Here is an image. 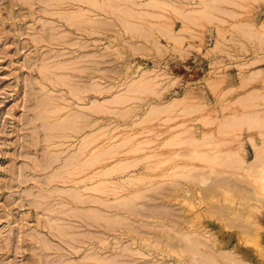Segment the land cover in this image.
<instances>
[{"label":"rangeland","instance_id":"1","mask_svg":"<svg viewBox=\"0 0 264 264\" xmlns=\"http://www.w3.org/2000/svg\"><path fill=\"white\" fill-rule=\"evenodd\" d=\"M146 1L0 0V264H264V0Z\"/></svg>","mask_w":264,"mask_h":264},{"label":"bare ground","instance_id":"2","mask_svg":"<svg viewBox=\"0 0 264 264\" xmlns=\"http://www.w3.org/2000/svg\"><path fill=\"white\" fill-rule=\"evenodd\" d=\"M84 3H87V2H90V3H92V4H100V5H104V6H107L106 4V2L105 3H100L99 2V0H82ZM146 2H148V3H150V2H153V3H158V2H160V0H147ZM114 6V8L115 9H117V8H119V6L117 5V6H115V4L114 5H112V7ZM113 8V9H114ZM193 9H194V7H193ZM192 8L190 9V11H192L193 10ZM78 10V9H77ZM197 10V9H196ZM196 10H194V12L196 11ZM135 29V28H134ZM169 32H171V31H169ZM151 70V69H150ZM149 72V71H148ZM148 72L146 71V70H143V71H141V74H139L137 77H131V78H129L127 81H125L124 82V84H125V88L126 89H133V88H135V87H140L141 85L143 86L145 83H146V81H147V79L145 78L146 77V74H148ZM144 78H145V80H144ZM148 82V81H147ZM149 83H150V81H149ZM147 84V83H146ZM137 88H136V90H137ZM140 88H142V87H140ZM143 88H145V87H143ZM139 89V88H138ZM129 90V91H130ZM134 91H136L135 89H133ZM133 90H131V91H133ZM133 91V92H134ZM175 99V98H174ZM47 100H49V99H47ZM247 100H248V98H247ZM175 101H176V99H175ZM248 103V102H247ZM250 104V103H249ZM252 104V103H251ZM250 104V105H251ZM249 105V106H250ZM103 108V107H102ZM149 108L151 109V110H149L150 111V113L152 112V110H154V111H156L157 112V110H161L162 109V111H163V109H165V108H163V107H158V106H155V105H153V106H151V104L149 105ZM153 108V109H152ZM43 108H41L40 109V112H39V114H40V116L43 118H45L46 119V117H48V120L50 119V117H52V116H55L56 117V115H57V113H58V111L59 110H61V108H59V107H55V108H49V109H47V110H42ZM44 109H46V108H44ZM155 112V113H156ZM154 113V112H153ZM153 113H151V114H153ZM254 113V115H252V113H251V116L254 118V117H256L255 116V112H253ZM249 114V119L251 118L250 117V113H248ZM246 115V117H244ZM245 115H243V119L244 118H246V120H247V114H245ZM256 115H257V112H256ZM62 117H60V119H58V121L61 123H63V122H65L66 121V118H69L71 115L70 114H64V117H65V119L63 118V115H61ZM241 116H242V114H241ZM226 117V116H225ZM224 117V118H225ZM227 117H229V118H227ZM226 118L228 119V120H230L231 118H230V116H227ZM43 118V119H44ZM62 118V119H61ZM226 118L225 119H222V120H224L223 122H220L221 124L223 123V125H224V127H220V126H223V125H221V124H219V127L220 128H225V130H227L228 128H229V126L231 127L232 125V123L233 124H235L237 121L236 120H238V118L235 120V119H233V117H232V122H227L228 120H226ZM240 118V117H239ZM242 118H240L241 120H242V122H243V119ZM253 118H251L252 120H253ZM257 118H255V120H256ZM258 119H260V118H258ZM65 120V121H64ZM70 119H67V121H69ZM226 120V121H225ZM235 120V121H234ZM252 120L250 121V120H248V121H250V122H248V121H245L244 123H248V125L249 126H251L250 125V123L252 122ZM46 121V120H45ZM55 122L57 121V119L56 120H54ZM58 121L55 123L54 122V124H53V122H51L52 123V125H51V129L53 130V129H57V131H58V129H60V126H59V123H58ZM66 121V122H67ZM71 121V120H70ZM240 121V120H239ZM238 121V122H239ZM47 122V121H46ZM227 123V126H225L226 125V123ZM237 122V123H238ZM260 122V121H259ZM49 123V122H48ZM228 123L230 124V125H228ZM246 123V124H247ZM72 124V123H71ZM240 124H241V122H240ZM240 124H238V129L240 128L239 126H240ZM257 124V123H256ZM74 127H77L78 128V130L81 128V126L80 125H74V124H72ZM237 125V124H236ZM235 125V126H236ZM242 125V124H241ZM254 125V127H255V124H253ZM248 126V127H249ZM234 129H235V127L234 126H232ZM231 127V128H232ZM236 127V128H237ZM252 127V126H251ZM250 127V128H251ZM231 128L230 129H228V131L230 130L231 131ZM253 128V127H252ZM238 129H236V130H238ZM225 130H221V131H225ZM219 131V132H218ZM217 132H218V134H219V137H221V132H220V130H218ZM233 131V130H232ZM226 132V131H225ZM263 134V133H262ZM54 134H52L51 133V136H53ZM216 135V134H215ZM222 136H224L223 134H222ZM237 136V135H236ZM216 137V136H215ZM86 139V142L89 140V139H91V138H88V137H83L82 138V147H81V149L83 148V147H85V143H84V140ZM223 142V141H222ZM225 143H227L226 141H225ZM253 144V143H252ZM264 144V143H263ZM254 145H252V147H253ZM258 148V147H257ZM260 148H262L261 146H260ZM264 148V147H263ZM262 148V149H263ZM240 149V148H239ZM262 149H260V150H262ZM257 150V149H256ZM255 152V151H254ZM234 154L236 153V152H233ZM233 153L232 152H229L227 155L229 156V154H230V156H233ZM255 153H258V154H256V156L257 155H260L261 153H260V151H259V148H258V152L256 151ZM255 153L253 154V155H255ZM94 154V152H90L89 153V158H88V156L84 159V163L86 164V163H88V164H90L91 162H92V165H95L94 167L93 166H90V167H92V169L90 170V174H88L85 178H83V179H81L80 181H85V180H90V181H92V183H96L95 185H92V190H96V191H102L101 189L103 188V185H104V182L103 181H100V176H104V175H107L108 173H109V171L112 169V166H108V167H106V168H103V169H100V168H98L97 166V164L99 163V160H98V157H97V155H93ZM232 154V155H231ZM236 155V157H234ZM233 157V159L235 160V162H236V164L238 165V163L237 162H239V161H241L240 159H239V161L237 160L236 161V158H237V153L235 154ZM219 156V155H218ZM221 156V155H220ZM219 156V157H220ZM224 155H222V157H223ZM217 157V156H216ZM218 157V158H219ZM258 157H262V156H257V158ZM254 158V160H255V156L253 157ZM211 159V158H210ZM214 159V158H213ZM232 159V158H231ZM227 162L228 163H230L229 161H230V159H228L227 158ZM234 160H231L233 163H231V164H235V162H234ZM253 160V161H254ZM262 159H259L258 158V161H261ZM264 160V159H263ZM212 161V160H211ZM225 161V160H224ZM258 161H257V163H258ZM263 162V161H262ZM240 164H242L241 162H239ZM254 163L256 164V166H257V163L254 161ZM239 164V165H240ZM250 164H252V163H248V165H249V167H251V165ZM254 164V165H255ZM253 165V164H252ZM259 165V164H258ZM247 166V165H246ZM254 167V166H253ZM252 167V168H253ZM251 168V169H252ZM82 169H85V167H82ZM249 169V168H248ZM250 170V169H249ZM255 173H256V171H257V173H258V170H253ZM257 173H256V175H257ZM130 179H132L131 177H130ZM263 179V181H264V178H262ZM238 182V181H237ZM236 182V185L240 188V186L238 185V183ZM243 187V186H242ZM238 188V189H239ZM85 189H90V187H86ZM242 189V188H241ZM249 189V188H248ZM248 191V190H247ZM249 194V193H248ZM97 201H99V200H97ZM211 206V205H210ZM254 206V205H253ZM219 207V206H218ZM221 207H225V206H221ZM211 208V207H210ZM210 208L208 207V211H210ZM212 208H214V207H212ZM211 208V209H212ZM216 208V207H215ZM214 208V209H215ZM220 208V207H219ZM217 209V210H216ZM215 210L216 211H220L218 208H216ZM225 209L226 208H223V210L225 211ZM203 211H205V210H203ZM226 211H228V210H226ZM224 212L225 213V215H230V214H228L227 212ZM205 212H207V211H205ZM221 212H222V209H221ZM208 213H212L211 211L210 212H208ZM216 213H218L219 215L220 214H223V213H220V212H216ZM215 213V214H216ZM207 214V213H206ZM214 214V211H213V213L211 214V215H213ZM217 214V215H218ZM223 217H224V214H223ZM228 217V216H227ZM113 220H118L117 218H116V215L113 217ZM222 220H223V218H222ZM227 221V220H226ZM255 224V223H254ZM256 225V226H255ZM254 226L256 227V229H255V233H254V235H253V237L252 238H248V240H247V238H244L243 240H247L248 242L250 241L251 243H252V245H253V247H252V249H254L255 250V253L256 252H259V249L258 248H260V247H258V237H259V233H258V231L257 230H259L258 228H261L260 226H259V224H255ZM198 230V229H197ZM197 230L196 229H194L193 230V233L196 235V233H197ZM263 230V229H262ZM199 231V230H198ZM190 232V234H191V231H189ZM200 232V231H199ZM203 233L204 232H202V235H203ZM200 234V233H199ZM240 236H243V235H240ZM203 237H204V235H203ZM205 238H207V237H205ZM210 238V237H209ZM238 238H239V236H238ZM241 239H242V237H241ZM240 239V240H241ZM239 239H238V241H240ZM246 240H245V242H246ZM202 241V240H201ZM199 242H200V239H199ZM245 242L243 241V244L245 245ZM249 242V243H250ZM203 243V241L201 242V243H199L200 245H203L202 244ZM227 243H228V241H227ZM247 243V242H246ZM249 243H247L248 244V246H249ZM209 244V243H208ZM205 245V247H208V250H209V246H207L206 245V243L204 244ZM251 245V246H252ZM219 246V245H218ZM210 247L212 248V250L211 251H215V252H218V253H220V252H224V253H226L227 254V252L229 253L230 251H226V248H224V247H221V246H219L220 247V249H218L217 247H215V245H213V246H211L210 245ZM215 247V248H214ZM261 250V249H260ZM253 251V250H252ZM251 251V252H252ZM254 252V251H253ZM252 252V253H253ZM230 254V253H229ZM228 254V255H229ZM101 261V259L100 258H97L96 257V262H100Z\"/></svg>","mask_w":264,"mask_h":264}]
</instances>
